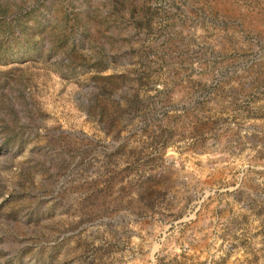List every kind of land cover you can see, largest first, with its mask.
<instances>
[{
  "label": "rangeland",
  "instance_id": "rangeland-1",
  "mask_svg": "<svg viewBox=\"0 0 264 264\" xmlns=\"http://www.w3.org/2000/svg\"><path fill=\"white\" fill-rule=\"evenodd\" d=\"M0 264H264V0H0Z\"/></svg>",
  "mask_w": 264,
  "mask_h": 264
}]
</instances>
